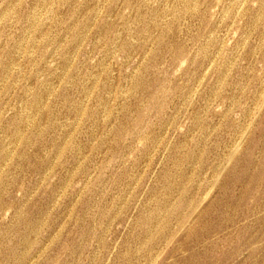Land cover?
Masks as SVG:
<instances>
[{
	"label": "rangeland",
	"instance_id": "1",
	"mask_svg": "<svg viewBox=\"0 0 264 264\" xmlns=\"http://www.w3.org/2000/svg\"><path fill=\"white\" fill-rule=\"evenodd\" d=\"M0 264H264V0H0Z\"/></svg>",
	"mask_w": 264,
	"mask_h": 264
}]
</instances>
